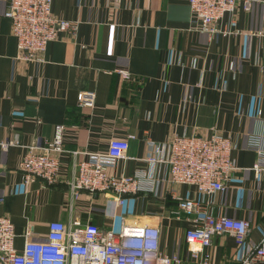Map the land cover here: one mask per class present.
I'll use <instances>...</instances> for the list:
<instances>
[{"label": "crops", "instance_id": "1", "mask_svg": "<svg viewBox=\"0 0 264 264\" xmlns=\"http://www.w3.org/2000/svg\"><path fill=\"white\" fill-rule=\"evenodd\" d=\"M9 3L0 0V215L14 223L16 247L23 249L31 225L36 240L54 220L109 228L125 216L158 226L162 252L197 264L185 233L200 213H176L179 197L201 198L195 186L172 183L159 165L157 193L130 194L123 204L101 192L77 196L71 182L81 155L73 152L106 151L113 138L134 135L129 157L111 171L133 175L151 169L148 140L217 130L231 138L240 169L225 192L205 196L204 207L250 220L252 232L243 245L231 234L215 235L208 250L213 264H245L264 235V169L252 168L258 152L247 148L250 134L264 136V0L249 8L240 1L215 32L197 28L190 0H53L54 14L78 26L51 40L40 61L21 57L5 15ZM90 90L95 104L81 106L79 94ZM59 124L66 148L59 178L26 184L20 162L28 145L52 140Z\"/></svg>", "mask_w": 264, "mask_h": 264}, {"label": "built area", "instance_id": "2", "mask_svg": "<svg viewBox=\"0 0 264 264\" xmlns=\"http://www.w3.org/2000/svg\"><path fill=\"white\" fill-rule=\"evenodd\" d=\"M240 1L246 8L251 6L252 0H190L193 22L202 31L215 32L217 22L224 14L234 13ZM52 2L10 0L5 15L12 18L13 33L23 59L42 60L51 40L58 38L61 32H75L77 29L78 22L54 14ZM122 74L131 80L128 71L123 70ZM95 97L94 91L81 92L79 104L92 107ZM64 129L65 126L59 124L52 140L28 145L20 162L26 184L37 178L49 182L59 178L60 154L66 150ZM211 135L176 134L166 142L148 140L145 160L151 169L146 172L140 170L133 175L116 176L111 171L120 159L129 157V139L134 135L113 138L106 151H74L81 155L76 160L71 182L74 194L78 196L82 190L101 192L123 204L125 196L130 194L157 193L160 181L156 168L165 166L172 183L191 184L201 194L200 199L179 197L176 213H200L186 230L187 249L197 264H213V256L208 250L212 237L228 233L234 236L238 245H243L252 232V223L244 218L217 216L204 207L205 196L225 192L230 176L239 168L232 157L231 138L217 130ZM247 148L258 152V160L252 168L263 170L264 136L250 134ZM160 229L150 223L131 224L125 216L118 226L109 228L93 222L73 220L67 224L54 220L48 224L43 239H32L37 234L32 225L28 226L25 232L27 240L19 250L15 244L17 233L14 223L8 215H0V264H182L180 254L162 252ZM243 262L264 264V235Z\"/></svg>", "mask_w": 264, "mask_h": 264}]
</instances>
